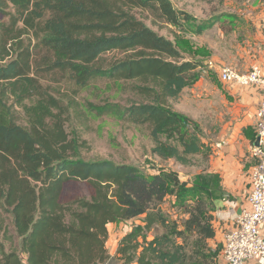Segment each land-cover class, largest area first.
<instances>
[{
	"label": "trees",
	"instance_id": "obj_1",
	"mask_svg": "<svg viewBox=\"0 0 264 264\" xmlns=\"http://www.w3.org/2000/svg\"><path fill=\"white\" fill-rule=\"evenodd\" d=\"M8 2L21 16L0 24V202L22 242L20 250L2 246L0 264H104L112 259L117 264H217L223 245L214 247L211 241L217 234L218 174H197L189 182L175 171L148 176L135 165L85 160L79 138L68 139L62 119L28 127L18 122L9 103L11 91L30 87L39 92L34 47L12 44L23 35L24 27L17 28L22 22L38 34L49 69L69 72L77 86L87 87L99 77L142 82L134 87L146 102L109 104L105 111L148 124L153 154L188 164L190 155L207 150L203 131L198 121L166 102L200 79L197 69L203 61L191 56L194 47L187 38L159 34L134 10L177 26L184 20L191 27V17L172 0H0L1 18ZM206 28L199 24L195 32ZM196 49L197 57L208 55ZM112 51L126 56L105 66L103 56ZM78 181L94 187L91 198L64 203V184ZM169 197L187 216L182 224L163 208ZM137 219L111 256L109 226Z\"/></svg>",
	"mask_w": 264,
	"mask_h": 264
},
{
	"label": "rangeland",
	"instance_id": "obj_2",
	"mask_svg": "<svg viewBox=\"0 0 264 264\" xmlns=\"http://www.w3.org/2000/svg\"><path fill=\"white\" fill-rule=\"evenodd\" d=\"M254 1L264 2V0L250 2L172 0L175 8L191 17V27L186 25L184 20L177 26L162 21L148 11L134 10L159 34L171 40L179 41L183 37L187 38L194 47L191 56L203 61L202 66L197 69L201 72L200 79L194 85L186 87L176 98H168L166 102L174 111L198 121L203 131L207 150L201 154L190 155L188 164H181L174 159L164 160L154 155L152 152L154 141L148 124L137 125L105 111V106L109 104L128 107L133 103L146 102L145 97L134 87L142 82L99 77L87 87H79L69 72L49 69L50 57L46 49H42L40 45L38 47V34L32 28L27 30L22 22L17 23V28L24 27L23 35L12 44L15 47L18 43L29 45L30 48L34 47L33 75L38 78L39 92L30 87L11 91L9 103L16 110L18 122L28 127L49 125L55 119H62L68 139L74 136L79 138L81 156L85 160L109 159L119 164L135 165L148 176L159 171H175L181 181L192 182L197 174L207 177L212 167L211 143L220 137L224 125L232 120L234 114H237L239 106L227 91L226 84L220 80L216 69H210L206 62L218 57L216 61L219 64L221 60H226L227 64L235 60L241 65L248 63L242 54L245 46L249 44V34L254 33L257 27L252 22L245 23L240 19V15L246 13L253 6L251 4ZM20 16L21 12L17 6L8 2L6 14L0 17V24L1 22L11 24L14 18ZM199 24L208 28L199 31L200 33L195 32ZM196 48L206 50L208 55H205V58L197 57ZM125 56L126 54L120 51L108 52L103 56V64L107 66L109 62ZM186 56L187 60L192 59L189 54ZM251 62L258 63L254 57ZM93 191L94 187L89 182H66L62 201L71 203L78 198H91ZM174 200L169 197L163 208L171 220L175 219L182 224L187 216L184 211L178 209ZM135 223H139V220L131 221L127 226L120 222L109 226L107 246L111 256L116 254L119 239ZM21 242L22 239L16 233L8 209L0 202V256L2 246L6 250L10 248L20 250ZM211 243L214 247L218 245L215 240ZM104 264H117V262L112 259Z\"/></svg>",
	"mask_w": 264,
	"mask_h": 264
},
{
	"label": "crops",
	"instance_id": "obj_3",
	"mask_svg": "<svg viewBox=\"0 0 264 264\" xmlns=\"http://www.w3.org/2000/svg\"><path fill=\"white\" fill-rule=\"evenodd\" d=\"M251 5L253 6L246 13L240 15V19L245 23L252 22L257 27L254 33L249 34V44L245 46L242 54L248 63L241 65L235 60L227 64L226 60H221L219 64L216 61L218 57L209 59L214 61L217 67L226 65L246 72L250 69L254 57L264 69V2L254 1ZM225 84L229 94L235 98L239 111L224 125L220 137L211 143L213 155L209 173L218 174L221 179V194L215 200L214 211L217 229L215 241L218 244L222 243L225 232L234 226V221L245 204L249 172L254 164L249 155V147L256 139V113L261 100V94L256 89L241 87L234 83ZM262 229L264 231V225ZM248 264L260 262L251 260Z\"/></svg>",
	"mask_w": 264,
	"mask_h": 264
},
{
	"label": "built area",
	"instance_id": "obj_4",
	"mask_svg": "<svg viewBox=\"0 0 264 264\" xmlns=\"http://www.w3.org/2000/svg\"><path fill=\"white\" fill-rule=\"evenodd\" d=\"M207 65L216 69L223 83L253 88L261 94L256 113V139L249 147L254 164L249 172L245 204L234 226L224 234L217 264H248L251 260L264 264V69L260 63L252 64L246 72L226 65L217 67L211 60Z\"/></svg>",
	"mask_w": 264,
	"mask_h": 264
}]
</instances>
